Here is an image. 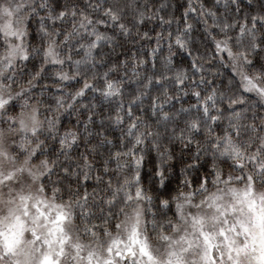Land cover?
Segmentation results:
<instances>
[{
    "label": "snow or ice",
    "instance_id": "6c2138e0",
    "mask_svg": "<svg viewBox=\"0 0 264 264\" xmlns=\"http://www.w3.org/2000/svg\"><path fill=\"white\" fill-rule=\"evenodd\" d=\"M168 7L0 0V264H264V0ZM153 39L123 61L105 51ZM177 146L190 160L171 188Z\"/></svg>",
    "mask_w": 264,
    "mask_h": 264
},
{
    "label": "trees",
    "instance_id": "16d2710c",
    "mask_svg": "<svg viewBox=\"0 0 264 264\" xmlns=\"http://www.w3.org/2000/svg\"><path fill=\"white\" fill-rule=\"evenodd\" d=\"M165 2L169 5L168 8L164 9L162 11V15H167V16H173L175 15L177 18L180 17L181 13L184 11V5H186L189 0H156V5L159 7V3ZM193 2H196V0H193ZM190 22L194 24V27L197 29L196 31L193 32L192 39L195 42V46L199 48L200 53L202 55H205L208 60H211L212 57V46L209 40L203 37V32H202V26L197 24L196 17L193 16L190 19ZM35 27V25H33ZM147 29L151 31L152 36L154 37L156 33L161 31V28L159 26V22L154 20L151 23L147 24ZM167 28L168 26H164ZM175 24L171 26L172 31H175ZM155 40L151 41H141L138 43L133 44L132 42H125L123 46L118 45L116 47L115 52H112L110 49H105V51L111 53L112 59H119L123 61L125 59V56L123 55L124 53H127L129 56L131 55L132 52H137L138 50L143 52H150L152 47H155ZM130 50V51H129ZM168 54L167 50V42H162V53H159L158 56L160 58V62L163 61L164 57H166ZM174 63L177 66H184L187 67V65L191 61V57H188L184 53H179L178 55L173 57ZM205 75L206 76H211V75H216L219 73V77L217 79V84H221L226 82L230 77H231V71L228 68L222 67L219 63L218 60H211V62L205 61ZM31 68V66H30ZM51 81L48 79H45L41 81V87L43 84H50ZM74 84V82H73ZM41 87H38L34 89V94L39 95L41 92ZM136 87L135 84H128L126 86V93L127 91L134 89ZM66 91H71V88L66 89ZM56 93V89L49 88L45 89V94L46 97L51 99L53 94ZM91 93L89 94V99L91 98ZM189 100V97H184V103L185 105L187 104V101ZM87 102V100L85 101ZM177 107H179V104H177ZM77 121L75 119V115H69L68 113H65L61 116V124H62V131L64 128L71 127L73 124H75ZM97 126H99V118H97ZM114 135H119V132L116 131ZM112 138V136H110ZM80 151H83V148L80 149ZM190 160L189 155H185L184 157L180 156L179 152V146L176 147V152H175V157L173 161L171 162V167L168 172L169 176V187L175 188L177 183L181 179V169L184 166V162ZM155 161V153H152L151 158L146 160V165L144 169V175H145V180L147 181L148 178V169L153 166V162ZM93 182H89L91 185ZM89 191H92L91 186L89 187Z\"/></svg>",
    "mask_w": 264,
    "mask_h": 264
}]
</instances>
